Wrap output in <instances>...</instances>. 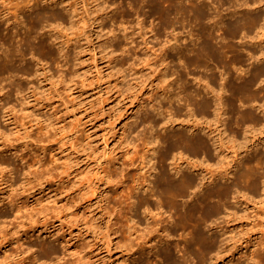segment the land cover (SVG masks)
Returning a JSON list of instances; mask_svg holds the SVG:
<instances>
[{
  "label": "rangeland",
  "instance_id": "obj_1",
  "mask_svg": "<svg viewBox=\"0 0 264 264\" xmlns=\"http://www.w3.org/2000/svg\"><path fill=\"white\" fill-rule=\"evenodd\" d=\"M35 1L28 13L46 7L48 20L32 28L24 20L27 11L15 19L11 7L10 26L2 27L12 35L0 36V264H168L167 248L179 264H264V226L257 225L264 184L256 193L253 177L235 181L240 190L227 207L214 196L205 203L203 246L188 248L193 225L148 233L150 211L162 210L168 227L178 215L142 201L160 171L174 172L178 163L189 170L191 158L208 168L190 169L198 182L202 173L214 178L212 171L226 166L231 176L233 169L264 171V58H256L264 44L258 42L256 0H187L194 10L180 13L185 22L176 17L175 23L162 13L169 0ZM198 1L208 4L206 18L197 19ZM206 40L227 51L215 59L199 56ZM215 71L229 91L233 74L242 76L238 82L256 77V99L239 100L236 110L226 104L225 120L197 113L186 95L188 87L205 88L204 81L221 91L222 83L211 84ZM208 125L224 138L221 155L203 129ZM194 130L208 138L214 157L193 154L180 142L182 131ZM235 176L219 175L215 183L209 177L204 190ZM132 192L142 212L130 233Z\"/></svg>",
  "mask_w": 264,
  "mask_h": 264
},
{
  "label": "bare ground",
  "instance_id": "obj_2",
  "mask_svg": "<svg viewBox=\"0 0 264 264\" xmlns=\"http://www.w3.org/2000/svg\"><path fill=\"white\" fill-rule=\"evenodd\" d=\"M41 1L42 0H36L35 3L36 2L39 3ZM169 1L170 2H169L168 5H164V7H163L164 10L161 8L162 11H163L162 13H164V16L169 19L168 20L169 23H175V18L176 17L179 19V21L183 22L185 17L182 18L183 20H181L180 19L181 17H179V14L180 13L181 14L182 13L185 14L186 12L189 13V11H193L194 10L192 7L190 8V6H191L190 4L187 5L185 3V1H187V0H169ZM229 1L230 2L231 1H234V4H238V3L241 4V2H239V0H229ZM245 1L246 0H244L243 2H245ZM263 1L264 0H256V8L257 9L260 8V10L256 14V23H258L260 25V27L258 26V28H259L258 42H260V44H264V25H261V21H262V24H263V20L262 19H264V12L261 9L262 6H264ZM32 2H33V0H4L3 1L4 8L3 9H0V17H1V19H0V36L1 35H6V36H9V35L11 36L12 35L11 32H9V31H8V33L7 32L6 33L3 32V27H2V24H5V23H7V25L9 24V26H10V20L12 19V15H10V13H11V7H13L15 9V17H14L15 19H18L23 12L27 11V13L24 14V20L27 21L29 24H31L32 25V28H36L39 25V23H42L44 20H48V18L46 19V16H47L46 13L48 12V9L46 7L42 8V10L35 11V12H29L28 13V11L33 7ZM244 4H242V5H244ZM200 6H201L200 7L201 11H199V13H197V16H198V17L196 16L197 19L198 18H202V17L203 18H206L207 16H209L208 15V11H207L208 4L206 2H203ZM195 7H196V5H195ZM236 8H237L236 9V12L239 13L240 8H238V7H236ZM197 10H198V8H197ZM236 12H235V14H236ZM55 14H57L60 18H62L60 11H57ZM209 14H210V12H209ZM210 17H211V15H210ZM210 17H208V19ZM38 19H40V20H38ZM202 19H200V20L203 21ZM24 20H20L19 22L20 23L25 22ZM217 21L219 22V19ZM238 21H239V19H238ZM238 21L236 20L237 23H233V24H238ZM207 22H208V20H207ZM202 24L204 25L205 22H203ZM208 24H210V23H208ZM208 24L206 23L203 26L205 30H206V28H210L211 25H208ZM183 25H185V24H183ZM239 25H240V23H239ZM239 25L237 27H239ZM233 27H234V25H233ZM211 28H213V27H211ZM217 28H218V26H217ZM258 28H256V30H258ZM207 30H209V29H207ZM213 32H215V31H213ZM205 33H206V31H205ZM207 33H210V32L207 31ZM213 34H212V36H216V35H213ZM28 35H29V37L28 38L26 37L27 44H29L28 42H31V32L30 31L28 32ZM256 36H257V34H256ZM41 43L43 45H46L47 46V40L43 39ZM173 43L175 44V42H173ZM218 43H220V42H215V43L212 42L211 43V42H208L207 41L204 44L202 42L203 45L201 44V48L199 50L200 51L199 52L200 54L198 53L199 56L200 55L202 56V54H205V55L206 54H209L210 55V53H211L212 56H213L212 58H214V59L216 57H220V55H221L220 53L222 51L224 53L227 51V50H224V49L222 50L223 46H224V48H228V47H225V45H219ZM227 45H228V43H227ZM233 46H234V48L236 50V48H237L236 43L233 44ZM172 47H173V45H172ZM190 51H191V49H190ZM196 51H198V50H196ZM181 52H182V50H181ZM235 53H236V51H235ZM1 56L2 55H0V57ZM196 56H195V58H196ZM237 56H238V54H237ZM258 56L259 57H256V58H258V60H260V59L263 60V58H264V50H263V52L261 51V55L259 54ZM209 57H211V56H209ZM198 59H199V57H198ZM201 60H202V58H201ZM197 62H199V60H197ZM202 62H205V61H202ZM228 62H226L225 64H228ZM222 78L224 79L225 77L223 76V77H221V79ZM239 78H242V76L241 75H237V74H235V75L233 74L231 81H232V84H234V87H232V86L229 87V89L231 88L230 91L232 92V94L229 97V99L227 100V102L224 101V97L230 91L225 88L226 87L225 84H223L222 82H219L220 81V75H218L216 73V71L212 75L211 84H212V82H214L215 84H217V82L222 83L221 84L222 87H220L221 88V91H219V90L216 91L215 87H211L212 85H208V84H210V83H208V81L207 82L204 81L203 82V86L205 88H201V87H198V86L197 87L195 86L194 88L188 87V90L189 91L187 90L188 94H186V95H187V97H188L189 100H193V99L195 100L194 102L196 103L197 107L195 105L196 108H193V109H195L197 113L198 112H203V113L205 112L207 114L208 113H210V114L211 113H215V117L216 118H221L222 119V117H224V114L227 112L226 111L227 110V105L226 104H228L229 106H231L232 109H235L236 110V109H238V104L239 103H237V102L239 100L240 101L241 100H245V99L250 100V99H256V97H257L256 90L252 89L253 88V82L256 81V77H250L248 79H246V77H245V79H244L243 82H238L237 80ZM259 78H261L260 87H262V89L264 90V82H263L264 81V66H263V69L259 73ZM235 82L237 84H235ZM187 83H189V81ZM208 94H209V96L211 95V96H213L215 98H211V97L209 98L208 97ZM188 99H187V101H188ZM180 105H181V102H180ZM191 110H192V107H191ZM252 117L254 119H256V115L255 116L252 115ZM221 119L218 122H220V121L225 122L223 120L227 119V117H224L223 120H221ZM217 120L218 119H216V121ZM182 121H186V120L184 119ZM168 126H170V125H168ZM187 126H189V125H187ZM192 127L193 126H191V129H192ZM199 128L201 129V127H199ZM203 129H204V131L207 132L208 135H211V137L214 138V143L216 144V149L220 151V155H221L222 154V151H224V148H223V145H224V140L223 139L224 138L223 137H220V135H218V133L216 132L218 130V127L217 126L216 127H211V125H208V127L207 126L206 127H203ZM219 134H220V132H219ZM176 135H177V133L175 134V137H176ZM179 139H180V142L183 145H186L187 146V148L190 150L191 153H193V154H201V153H204L207 156H209L210 158L214 157L213 149H212V147H211V145H210V143L208 141V138L204 137L203 135H199V133H198V135H196L195 130L192 133H186V131L185 132L182 131L181 134H180V138ZM151 142H153V141H151ZM173 147H175V146H173ZM191 153H189V154H191ZM184 154H186V152ZM192 155H190V156H192ZM206 155H204V156H206ZM165 156H167V155H165ZM184 156L186 158L187 154L184 155ZM184 156L181 155V158H184ZM196 157H197V155H196ZM224 157H225V155H224ZM262 158L263 157L261 156L260 159H262ZM174 159H175V156H174ZM191 159L187 160L188 161V164H187V167L186 168L189 169V170L184 169L183 167L185 165L182 166V163H178V161L176 160L178 164L176 163L177 166H176V170L174 172H172L169 169L167 170L166 168L164 170L160 171L159 172L160 177H158L156 179L155 183L154 184H152V182L149 183L150 184V187H151L150 188V192L151 193L149 192L150 193V196H148V197L145 196V198L142 197L143 198L142 201H143L144 204L147 203V204H149L148 206H150V205L153 206L155 204L158 207H162V208H164L165 206H167L168 210L171 211V214H170L171 216H175L176 214L178 215V217H176L175 219L172 220V225L170 227H168V224L167 223H169V222L165 221V217H163L164 215L162 216V215H159L160 213H158L160 210L157 213L156 212L154 213V212H151L150 211V213H153V214H151L153 219H152V221H150L149 225L147 226L148 227L147 232L150 233V234L153 233V232H159V233H157V236H158V235H161L160 230L162 228H164V227H165L166 231H167V229L172 230V231H177V229L180 226L183 227V226H192L193 225L194 226L193 234L187 240L188 248H190L192 245H196V244H198L200 246L205 245V242H206V238L207 237H206V234H205V227H204V225L209 220V215L207 214V209H206V204L205 203L209 202L210 199L213 196L214 197H218L219 202H222L223 205L227 207L229 205L231 199L233 197L235 198L236 195H234V194L236 193V191L240 190V189L237 188L238 186L236 185V182L235 181H238V182L239 181H242L243 182L244 180L247 181V179L251 180V177H253L254 179L252 181L256 184V193L262 191V186L264 184V171L260 170L257 167H256V170L255 169L254 170H250V169L249 170H246L245 169L246 171L245 170H243V171L241 170L240 172H235L234 169H233V173H235V175H236V176L233 175V176H235L234 181H231V182H223V183H218V184L216 183L217 185L214 188H210L209 190H204L205 185H206V181H208V178L210 177V175L208 176L207 173H202V181L198 182L197 181V178L192 174V172L190 171V169H194V170H201V169H203V171H204V170H208V168L206 167V164L203 162V160H202V162L200 161V163H198V162H196L194 160H191ZM234 165L235 164H233V166ZM231 167L226 166L223 170L219 169L215 173L212 171V174L215 177L214 178H211L212 177V175H211V177H210L212 179L211 182L212 183L213 182L215 183V181L217 180L216 178L219 175H222V176L225 175V176H227V179H230L231 177H233V176H231V172H232V171H230V168ZM140 184H141V182L139 183V185ZM235 185L237 186L236 188H235ZM134 186H136V185H134ZM140 186H142V184ZM134 193L132 192V194L129 196V198H130L129 209H130V212H131V214H130L131 215L130 216V220H132V223L129 225L130 233H133L136 230V223L137 222H135V219H136L135 216H137V214H139V212L141 211L140 210L138 212V210H139V204L137 203L136 199L134 198ZM138 197H140V196H138ZM129 198H128V200H129ZM139 201H141V200H139ZM163 205H164V207H163ZM142 206H143V204H142ZM149 209H150V207H149ZM165 212H166V210H165ZM257 217H258L257 225L259 227L264 226V210L263 211H260L257 214ZM168 218H171V217H168ZM133 221H134V223H133ZM164 222H167V223H164ZM147 232L145 230L143 234L146 236ZM171 232H169L170 233L169 234L170 236L172 235ZM164 233H165V231H164ZM263 234H264V230H263V227H262V229L259 232V240H261L260 241V244L262 245L261 246V249L264 248V246H263L264 245V241L262 240V237H261ZM165 236H166V234H165ZM168 238H170V237H168ZM162 239H164V237H161V240ZM132 240H133V238H132ZM143 242H145V241H143ZM156 246L157 245H155V244L152 245V249L155 248ZM257 250H259V248H257ZM163 256L168 261V264H179L178 260L175 259L174 252L172 250H170V249L167 248L166 254H164ZM148 261L146 262L147 264L149 263ZM256 264H260V260L256 259Z\"/></svg>",
  "mask_w": 264,
  "mask_h": 264
}]
</instances>
